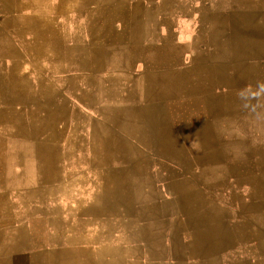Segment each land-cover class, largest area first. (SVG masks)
Masks as SVG:
<instances>
[{
    "label": "crops",
    "instance_id": "0c3cea01",
    "mask_svg": "<svg viewBox=\"0 0 264 264\" xmlns=\"http://www.w3.org/2000/svg\"><path fill=\"white\" fill-rule=\"evenodd\" d=\"M0 175L24 253L264 264V0H0Z\"/></svg>",
    "mask_w": 264,
    "mask_h": 264
},
{
    "label": "rangeland",
    "instance_id": "374dc122",
    "mask_svg": "<svg viewBox=\"0 0 264 264\" xmlns=\"http://www.w3.org/2000/svg\"><path fill=\"white\" fill-rule=\"evenodd\" d=\"M18 114H20L23 117L24 111H17ZM3 132V131H2ZM1 170L3 171V165L1 163ZM2 178V175H0V180ZM2 183V182H1ZM1 192V191H0ZM0 197L2 195L0 194ZM1 208V205H0ZM7 220V218H5ZM0 224L1 225H8V221L3 222L2 217L0 218ZM20 225H23V223H17V228H19ZM47 227L44 223H30V230H27V232L34 233L35 237L33 238V242L36 245L32 249V253H24L23 250L25 247L23 245H20L18 247H15L17 252L15 251L13 254L10 253L9 249L11 247L14 248L15 245H9V241L11 243H14L13 238H9L8 231L4 234H0V264H43L49 262V264H57V253L52 252L46 255L42 251L44 249V243H46V237L45 234L47 232ZM18 242L19 239H18ZM51 243V242H50ZM49 243V245H51ZM43 245V248L41 247ZM14 248V249H15ZM22 252V253H21Z\"/></svg>",
    "mask_w": 264,
    "mask_h": 264
}]
</instances>
